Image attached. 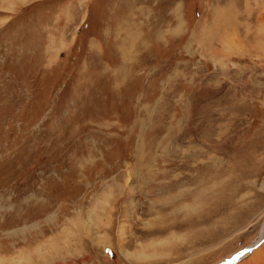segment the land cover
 <instances>
[{"label":"rangeland","instance_id":"1","mask_svg":"<svg viewBox=\"0 0 264 264\" xmlns=\"http://www.w3.org/2000/svg\"><path fill=\"white\" fill-rule=\"evenodd\" d=\"M241 252L264 264V0H0V264Z\"/></svg>","mask_w":264,"mask_h":264},{"label":"bare ground","instance_id":"2","mask_svg":"<svg viewBox=\"0 0 264 264\" xmlns=\"http://www.w3.org/2000/svg\"><path fill=\"white\" fill-rule=\"evenodd\" d=\"M260 238H261V237H260ZM260 240H261V239H260ZM259 243H261V242H255V243L252 245V247H253V248H254V247L256 248V246H257ZM250 247H251V246H250ZM247 248H249V247H247ZM247 248H246V250H248ZM253 248H252V249H253ZM253 250H254V249H253ZM241 254H242V252L236 254L235 257H234V260L236 261V259H239L240 257H242ZM232 264H234V263L232 262Z\"/></svg>","mask_w":264,"mask_h":264},{"label":"water","instance_id":"3","mask_svg":"<svg viewBox=\"0 0 264 264\" xmlns=\"http://www.w3.org/2000/svg\"><path fill=\"white\" fill-rule=\"evenodd\" d=\"M233 257V256H232ZM231 257V258H232ZM231 258H230V260H227V261H225V262H223V263H221V264H229L230 262H231Z\"/></svg>","mask_w":264,"mask_h":264}]
</instances>
